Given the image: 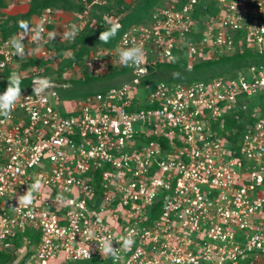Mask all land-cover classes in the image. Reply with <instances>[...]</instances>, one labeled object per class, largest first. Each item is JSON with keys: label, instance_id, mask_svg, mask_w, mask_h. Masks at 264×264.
I'll return each mask as SVG.
<instances>
[{"label": "built area", "instance_id": "1", "mask_svg": "<svg viewBox=\"0 0 264 264\" xmlns=\"http://www.w3.org/2000/svg\"><path fill=\"white\" fill-rule=\"evenodd\" d=\"M82 2V15L101 4ZM58 13L48 9L29 27L22 58L13 38L0 44V71L21 65L22 77L42 78L47 67L22 66L57 56L49 25ZM111 23L121 29V15L82 21L78 33ZM133 46L144 60L123 66L116 50ZM246 51L264 57V0H165L116 47L66 68L64 83L60 60L50 64L53 86L37 97L32 85L0 116V251L19 240L25 264H264V64L208 82L144 83L180 56L192 69ZM115 69L130 80L106 93L63 100L57 91ZM37 178L40 192L18 206ZM129 232L134 244L119 260L101 256V238L119 248Z\"/></svg>", "mask_w": 264, "mask_h": 264}, {"label": "trees", "instance_id": "2", "mask_svg": "<svg viewBox=\"0 0 264 264\" xmlns=\"http://www.w3.org/2000/svg\"><path fill=\"white\" fill-rule=\"evenodd\" d=\"M28 1L29 10L25 14L14 16L6 15L0 22V44L14 38L20 31H24L19 26V21H27L29 27L34 18H41L48 9L57 10L60 13H72L82 15L86 7L82 0H16V2ZM107 4L95 5L96 16L99 18L101 13H118L121 15L122 28L119 29L115 38L109 43H100L98 37L100 32L109 28V26H100L97 29L87 27L83 31L77 33L74 40L68 43H59L56 46L57 56L48 62H43L38 59L31 60L22 66V70H27L34 66L47 67L45 74L42 77H49L55 72L49 67L56 60H60L57 75L61 81V77L66 68L72 67L74 64L80 63L83 58L96 51L99 48H114L120 40L123 33L132 25L141 24L147 19L151 12L158 7V5L165 0H108ZM11 5L8 0H0V10L8 9ZM211 15H216L218 9L210 10ZM203 13H200L202 15ZM197 16V18L200 17ZM53 30V26H49ZM264 64V57L256 58L250 51L244 54L235 55L233 57H221L218 60L203 62L195 65L192 69L188 68V62L184 56H180L179 60L174 64L159 65L150 76L145 79V84L154 85L157 82L179 83L187 82L188 84L196 82H208L212 79L219 78L225 75H236L246 66L262 65ZM16 70L7 69L4 73V79L0 80V94H2L7 87V77ZM127 77V78H126ZM124 79V80H122ZM34 77H21L22 93L32 91V81ZM117 80L121 82L116 83ZM127 71L112 70L109 74L101 77L86 76L82 80H71L67 87L58 88L57 91L63 100L83 99L99 93H106L114 87H120L126 81H129ZM231 126L237 127L240 131L243 124L240 121H232ZM20 247V241L16 242V250ZM15 250V251H16ZM14 252L0 251V264H13L16 261ZM25 260L19 264H25ZM74 264H92L90 262H78Z\"/></svg>", "mask_w": 264, "mask_h": 264}, {"label": "clouds", "instance_id": "3", "mask_svg": "<svg viewBox=\"0 0 264 264\" xmlns=\"http://www.w3.org/2000/svg\"><path fill=\"white\" fill-rule=\"evenodd\" d=\"M19 26L24 30V37L21 39H12V47L14 48V54L23 57L25 55V45L22 42L23 39L27 38V34L30 31L29 24L27 21H19ZM121 25L119 23H111L110 27L99 34L100 43L107 44L116 37ZM41 29H37L35 34L32 36L33 41H39L41 39ZM78 33L77 25L71 24L69 25V29L62 33L63 39H74ZM52 38H55L54 36ZM117 54L119 58V62L126 67L138 66L142 63L145 57V53L143 49L139 46H133L129 48H117ZM105 65H101L100 69L97 71L104 69ZM142 71H146L143 69ZM8 83L6 90L0 94V116L10 117L11 113L22 96V88H21V77L18 73L12 72L7 77ZM33 84V94L37 97L41 96L45 91L53 86V82L47 78L42 77L32 81ZM42 189V183L39 178L35 179V181L28 185L27 190L23 194H19L16 196V200L18 202V206L20 205H30L34 199V193L40 192ZM64 197L62 195L57 196V200H63ZM14 206V207H18ZM91 236V232H89ZM113 239L110 236H105L99 240L98 249L103 258H112L114 260H119L121 251H128L134 244L133 233L129 232L127 235L121 236L118 240H115L116 243L120 245L119 248L113 247ZM86 258H90V249L88 246V250L85 253Z\"/></svg>", "mask_w": 264, "mask_h": 264}, {"label": "rangeland", "instance_id": "4", "mask_svg": "<svg viewBox=\"0 0 264 264\" xmlns=\"http://www.w3.org/2000/svg\"><path fill=\"white\" fill-rule=\"evenodd\" d=\"M10 1L11 4L16 3V0H8ZM129 2H131L130 0H128ZM22 2H27V4H29L28 1H22ZM101 4H107L109 1L108 0H100ZM19 11H21L20 8H16V9H9L6 11L7 14H4L0 11V22L3 19L4 16L9 15V14H16ZM105 13V12H104ZM103 13L99 14V18ZM74 18V19H72ZM96 16V11H95V7H93L90 12L88 11L87 15H77V14H70V13H65V14H53L51 17V24L49 26H53L54 29L51 30L52 32V37L54 36L55 38H52V45H54L55 47L59 44V43H70L71 39H63L62 38V33L64 31H67L69 29V25L71 24H79L82 21H87V22H93L96 19H99ZM21 67V65H19ZM19 66L17 69H15L17 71V73L20 75V77L25 76L27 73L21 72L19 70ZM14 70V69H12ZM6 71V70H5ZM5 71H0V80L4 79V72ZM127 78V77H126ZM124 80V79H122ZM61 81H63V79H61ZM121 82L120 80H117L116 83ZM16 261L15 264H19L21 261H23V254H20V256L16 255ZM14 264V263H13Z\"/></svg>", "mask_w": 264, "mask_h": 264}, {"label": "crops", "instance_id": "5", "mask_svg": "<svg viewBox=\"0 0 264 264\" xmlns=\"http://www.w3.org/2000/svg\"><path fill=\"white\" fill-rule=\"evenodd\" d=\"M16 8H20L21 11H19L16 14H9V16H14V15H19V14H25V13H27L28 10H29V4H27V2H16V3L11 4L8 9H3V10H0V11L2 13H4V14H7L6 13L7 10H9V9H16ZM72 19H74V18H72ZM31 25H33V26L39 25V18H34L32 20V22H31Z\"/></svg>", "mask_w": 264, "mask_h": 264}]
</instances>
